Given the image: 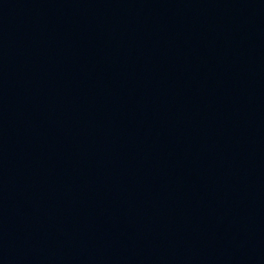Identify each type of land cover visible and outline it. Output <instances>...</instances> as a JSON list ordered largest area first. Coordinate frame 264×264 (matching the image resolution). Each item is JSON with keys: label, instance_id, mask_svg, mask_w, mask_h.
I'll list each match as a JSON object with an SVG mask.
<instances>
[{"label": "water", "instance_id": "obj_1", "mask_svg": "<svg viewBox=\"0 0 264 264\" xmlns=\"http://www.w3.org/2000/svg\"><path fill=\"white\" fill-rule=\"evenodd\" d=\"M0 264H264V0H0Z\"/></svg>", "mask_w": 264, "mask_h": 264}]
</instances>
